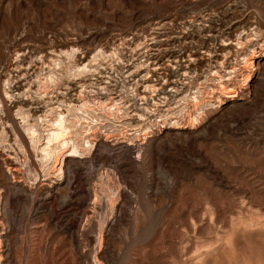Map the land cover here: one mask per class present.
<instances>
[{
    "label": "rangeland",
    "instance_id": "374dc122",
    "mask_svg": "<svg viewBox=\"0 0 264 264\" xmlns=\"http://www.w3.org/2000/svg\"><path fill=\"white\" fill-rule=\"evenodd\" d=\"M0 264H264V0H0Z\"/></svg>",
    "mask_w": 264,
    "mask_h": 264
}]
</instances>
